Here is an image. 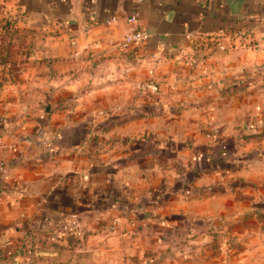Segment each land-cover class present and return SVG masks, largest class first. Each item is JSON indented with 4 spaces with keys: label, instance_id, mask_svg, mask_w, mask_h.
<instances>
[{
    "label": "crops",
    "instance_id": "crops-1",
    "mask_svg": "<svg viewBox=\"0 0 264 264\" xmlns=\"http://www.w3.org/2000/svg\"><path fill=\"white\" fill-rule=\"evenodd\" d=\"M0 1L43 33L0 86V264L34 235L136 257L234 215L264 172V0Z\"/></svg>",
    "mask_w": 264,
    "mask_h": 264
},
{
    "label": "rangeland",
    "instance_id": "rangeland-1",
    "mask_svg": "<svg viewBox=\"0 0 264 264\" xmlns=\"http://www.w3.org/2000/svg\"><path fill=\"white\" fill-rule=\"evenodd\" d=\"M10 6L6 1H0V38L3 39L0 56L6 53L4 43L11 42L16 63L11 64L15 70L8 72L9 66L0 63V86L5 80L13 79L16 70L28 68L29 59L24 57L27 50L22 47L24 43L31 46V56L43 35L40 30L26 26L25 17ZM5 20L13 22L11 28L5 27ZM258 133L262 134L259 130ZM260 166L264 168L263 163ZM261 173L248 182V189L242 190L240 183H235L239 194L235 195L234 215L204 222L194 220L189 224L170 223L169 231L150 240L148 248L142 249L136 257L128 252H111L113 250L95 255L88 251L86 236L68 237L57 242L52 237L34 235L21 241L20 256L14 263L4 260L6 264H264V172ZM57 243H63V247H56ZM108 243H113L114 248L120 241ZM88 254L95 256H89L87 260ZM131 258L136 260L135 263Z\"/></svg>",
    "mask_w": 264,
    "mask_h": 264
},
{
    "label": "built area",
    "instance_id": "built-area-1",
    "mask_svg": "<svg viewBox=\"0 0 264 264\" xmlns=\"http://www.w3.org/2000/svg\"><path fill=\"white\" fill-rule=\"evenodd\" d=\"M130 23L135 22V19H129ZM148 38V35L145 31L133 28L131 31L125 36V39L123 41V46L125 48L136 49L140 48L146 39ZM15 146L13 144L10 145L9 148L13 149ZM5 148V145L0 140V152H2ZM3 166V163L0 161V167Z\"/></svg>",
    "mask_w": 264,
    "mask_h": 264
},
{
    "label": "trees",
    "instance_id": "trees-1",
    "mask_svg": "<svg viewBox=\"0 0 264 264\" xmlns=\"http://www.w3.org/2000/svg\"><path fill=\"white\" fill-rule=\"evenodd\" d=\"M12 25H13V22H11L10 20H5V27L6 28H11ZM2 42H3V39L0 38V44H2ZM4 44L6 45V47H5L6 48V50H5L6 53L0 56V63H1V65L11 66V64H15L16 63V57H15V55H13L11 53V49H12V45L13 44L11 42L4 43ZM27 46L28 45L26 43H24V45L22 47L23 49L27 50L24 53L25 54L24 57L26 59H28L30 57V54H31V53H29L30 52L29 50L31 49V46H28V47Z\"/></svg>",
    "mask_w": 264,
    "mask_h": 264
},
{
    "label": "water",
    "instance_id": "water-1",
    "mask_svg": "<svg viewBox=\"0 0 264 264\" xmlns=\"http://www.w3.org/2000/svg\"><path fill=\"white\" fill-rule=\"evenodd\" d=\"M49 101H50V97H48L46 100H45V103L44 105L42 106V109L48 113L50 111V105H49Z\"/></svg>",
    "mask_w": 264,
    "mask_h": 264
}]
</instances>
